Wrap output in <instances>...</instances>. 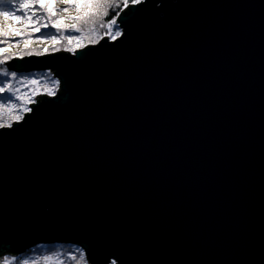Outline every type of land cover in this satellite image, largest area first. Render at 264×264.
<instances>
[{"label":"water","instance_id":"obj_1","mask_svg":"<svg viewBox=\"0 0 264 264\" xmlns=\"http://www.w3.org/2000/svg\"><path fill=\"white\" fill-rule=\"evenodd\" d=\"M123 35L9 61L60 87L0 129V259L264 264V0H144Z\"/></svg>","mask_w":264,"mask_h":264},{"label":"snow or ice","instance_id":"obj_2","mask_svg":"<svg viewBox=\"0 0 264 264\" xmlns=\"http://www.w3.org/2000/svg\"><path fill=\"white\" fill-rule=\"evenodd\" d=\"M143 3L144 0H0V77L5 78L0 83V117L4 113L11 117L8 121L0 119V129L12 128L14 123L19 124L26 114L32 112L29 105L36 103L34 97L42 83L48 97L56 96L60 87L59 80L48 84L37 79H19L18 73L7 66L9 61L49 53L48 47L43 50L31 48L33 43L48 44L52 52H59L61 48L58 45L66 41L67 46L63 51L75 55L78 49L86 46L85 41L96 45L105 36L116 41L123 35L120 14ZM58 4H65L66 7L59 8ZM111 9L118 11L111 20H106ZM73 12L74 15L71 14ZM42 29H54L55 34L36 36ZM13 48L19 51L13 53L10 51ZM26 86L32 87L22 90ZM69 262L88 264L82 249L78 250V255L69 254L66 259L62 252L55 251L52 255H43L35 260L24 259L19 264ZM0 264H17V258L6 256L0 259Z\"/></svg>","mask_w":264,"mask_h":264},{"label":"trees","instance_id":"obj_3","mask_svg":"<svg viewBox=\"0 0 264 264\" xmlns=\"http://www.w3.org/2000/svg\"><path fill=\"white\" fill-rule=\"evenodd\" d=\"M64 7H66V5H63L62 7H59V8H64ZM117 11H118V9H111L110 13H109V16L106 17L105 19L106 20H111L112 17L116 15ZM71 14L74 15L75 13L73 12ZM49 33L55 34V30L54 29H42L41 33H37L35 35L36 36H40L41 34H49ZM101 34H103V30H101ZM105 38H108V37L105 36ZM17 39H19V38H17ZM85 45L89 46L90 44H88L87 41H85ZM66 46H67V42L66 41H62L61 44L58 45V47L61 48V51H63V48L66 47ZM21 47H22V45H21ZM30 47L33 48V49H40V50H43L45 47H48L50 49V51H49V53H46V54L55 53V52L51 51V46L48 45V44L33 43ZM10 51L14 53V52L19 51V49L18 48H13ZM61 51H59V52H61ZM18 78L19 79H25V78H27V79H37V80H40V81L48 83V84H50L52 81L56 80L54 78L53 74L51 72H49V71L33 72V73H22V74H18ZM4 80H5L4 77H0V83L4 82ZM30 87H32V86H26L25 88H22V90H27V88H30ZM39 96H47L45 94L43 83L39 87L38 94L34 97V99L36 100L37 97H39ZM0 102H2V101H0ZM30 105H29V107H30ZM0 119H3L4 121H8V120L11 119V117H9V115L7 113H4V115L2 117H0ZM80 249L81 248L79 246H77V245H58V244H54V245H37V246L33 247L31 250H29L28 252H26L23 255L7 256V257H10V258L11 257H16L17 258V264H19V262L24 260V259H27V260L31 261V260L38 259L39 257H41L43 255H52V254H54L55 251H60V252L63 253V257L66 259L69 254H77L78 255V250H80ZM69 264H71V262H69Z\"/></svg>","mask_w":264,"mask_h":264},{"label":"rangeland","instance_id":"obj_4","mask_svg":"<svg viewBox=\"0 0 264 264\" xmlns=\"http://www.w3.org/2000/svg\"><path fill=\"white\" fill-rule=\"evenodd\" d=\"M63 5H65V4H58L57 6H58V7H62Z\"/></svg>","mask_w":264,"mask_h":264}]
</instances>
